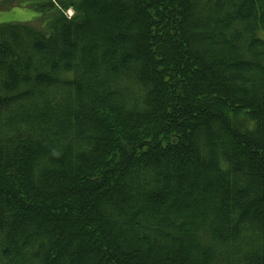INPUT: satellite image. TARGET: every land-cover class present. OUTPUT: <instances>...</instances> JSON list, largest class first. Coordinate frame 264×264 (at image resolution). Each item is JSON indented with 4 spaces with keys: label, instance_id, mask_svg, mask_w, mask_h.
<instances>
[{
    "label": "trees",
    "instance_id": "obj_1",
    "mask_svg": "<svg viewBox=\"0 0 264 264\" xmlns=\"http://www.w3.org/2000/svg\"><path fill=\"white\" fill-rule=\"evenodd\" d=\"M16 7L0 264H264V0Z\"/></svg>",
    "mask_w": 264,
    "mask_h": 264
},
{
    "label": "rangeland",
    "instance_id": "obj_2",
    "mask_svg": "<svg viewBox=\"0 0 264 264\" xmlns=\"http://www.w3.org/2000/svg\"><path fill=\"white\" fill-rule=\"evenodd\" d=\"M67 15L73 14L71 8L67 9ZM40 13L28 7H16L11 10L0 11V24L10 22L32 21L38 18Z\"/></svg>",
    "mask_w": 264,
    "mask_h": 264
}]
</instances>
